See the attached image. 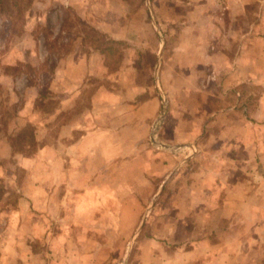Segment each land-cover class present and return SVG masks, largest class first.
<instances>
[{"label": "crops", "instance_id": "obj_1", "mask_svg": "<svg viewBox=\"0 0 264 264\" xmlns=\"http://www.w3.org/2000/svg\"><path fill=\"white\" fill-rule=\"evenodd\" d=\"M151 6L159 26L172 32L163 37L167 46L159 72L162 89L158 87L167 112L156 134L153 126L162 109L159 91L135 102L133 82L127 77L132 68L106 72L105 55L88 46L85 31L72 37L75 48L64 58L65 66L54 71L69 78L79 68L84 90L92 78L110 83L98 84L84 110V183L120 181L123 164H141L139 157L144 163L133 168L136 175L128 180L169 183L172 175L185 172L195 194H186L178 209L200 221L199 228L194 226L200 238L184 249L187 261L264 264V0H152ZM32 10L37 13L34 26L41 24L43 13L71 12L84 29L135 50L153 39L152 24L139 1L34 0ZM15 39L20 46L17 58L34 54L39 41L33 34L26 31ZM73 85L65 80L63 105ZM62 125L73 131L71 122ZM152 134L168 148L154 145ZM40 153L55 163L54 148ZM99 202L104 199L92 201ZM33 215H26L32 220L28 233L37 236L41 230ZM17 248L27 252L19 257L21 264L41 263L33 258L36 252L30 245ZM77 258L72 264H88L87 256L82 263Z\"/></svg>", "mask_w": 264, "mask_h": 264}, {"label": "rangeland", "instance_id": "obj_2", "mask_svg": "<svg viewBox=\"0 0 264 264\" xmlns=\"http://www.w3.org/2000/svg\"><path fill=\"white\" fill-rule=\"evenodd\" d=\"M134 1L143 3L153 39L142 44L140 50L124 42L128 46L120 47L121 59L115 64L114 57H105V65H109V73L125 66L132 68L127 77L136 88L131 89L134 101L140 102L158 94L156 62L167 46V41L163 46L160 34L165 37L172 32L159 26L152 0L150 6L160 34L146 0ZM33 3L0 0V264H21L19 257L27 252L18 250L19 245H30V251L36 252L33 258L40 264H72L77 257L82 263L84 256L88 264H192L184 249L200 238L194 230L200 221L184 217L186 213L178 209L188 199L186 194L194 191L185 172L172 175L158 197L162 183L127 179L135 177L133 168L143 165L144 157L138 159L141 164H123L125 173L120 181L104 178L102 183H84V110L98 84L110 83L92 78L84 90L79 68L73 69L69 78L53 74L75 48L74 35L85 31L93 50L98 43H107V38L97 30L84 29L79 17L71 12L43 13L41 24L34 26L32 20L37 19V13L32 10ZM25 30L39 42L34 54L21 60L16 56L20 46L15 37L23 36ZM145 34L142 31L143 37ZM112 67L117 69L110 71ZM5 75L9 79H4ZM159 78L158 73L162 89ZM66 79L74 85L70 100L63 105ZM65 121L71 122L72 132L62 127ZM26 125L34 129L35 147L15 142L16 134ZM20 145L24 150L18 153ZM51 148L57 151L55 163L52 157L40 153ZM176 161L171 160V164L175 166ZM96 198L104 202L92 203ZM33 213L41 230L37 236L28 233L32 220L26 215ZM22 227L24 232L19 233Z\"/></svg>", "mask_w": 264, "mask_h": 264}, {"label": "trees", "instance_id": "obj_3", "mask_svg": "<svg viewBox=\"0 0 264 264\" xmlns=\"http://www.w3.org/2000/svg\"><path fill=\"white\" fill-rule=\"evenodd\" d=\"M100 35L102 37L107 38V43H105L104 41L100 44L98 43V45L94 49L97 50L99 53L105 55L106 60L109 59V57H114V63L118 62V60H120L122 55H123L122 50L120 51V47L121 46L127 47L128 45H126L124 42L114 41L111 38H109L108 36H106L105 34L101 33ZM139 64L140 63L135 65V69H137V67L140 66ZM106 67L109 68V65L106 64ZM116 69H117V67H112L109 70L115 71ZM16 141L24 142L28 148L35 147L36 139L34 136V129H32V127L30 125H26L25 127H23L21 129L20 132H18L16 134L15 142ZM23 150H24V147L21 145H20L19 149H17L18 153L23 152Z\"/></svg>", "mask_w": 264, "mask_h": 264}, {"label": "water", "instance_id": "obj_4", "mask_svg": "<svg viewBox=\"0 0 264 264\" xmlns=\"http://www.w3.org/2000/svg\"><path fill=\"white\" fill-rule=\"evenodd\" d=\"M146 6H147V10H148L149 15L152 18V23H153L154 27L158 30V25H157V23H156V21H155V19L153 17V14H152L151 6H150V0H146ZM158 33L160 34L159 30H158ZM160 37H161V40H162V43H163V46H164L165 41H164L163 37L161 36V34H160ZM162 51L160 52V54H159V56L157 58L156 68H155V75H154V80H155V83H156L155 86L158 89L160 97L162 99V109H161L160 116H159L158 120L154 124V127H153L154 132H156L159 129V126L161 125V123H162V121L164 119V116L166 115V112H167L166 97L160 91V89L158 87V73H159V69H160V65H161ZM151 141L156 146H160V147H163V148H168V146H166V145H164L162 143L156 142L155 139H154V135L153 134L151 136ZM164 185H165V183H162V185L160 186V188L158 190V193H157L156 197H158L159 194L162 192V189H163Z\"/></svg>", "mask_w": 264, "mask_h": 264}, {"label": "built area", "instance_id": "obj_5", "mask_svg": "<svg viewBox=\"0 0 264 264\" xmlns=\"http://www.w3.org/2000/svg\"><path fill=\"white\" fill-rule=\"evenodd\" d=\"M217 4L221 3L223 0H214Z\"/></svg>", "mask_w": 264, "mask_h": 264}]
</instances>
